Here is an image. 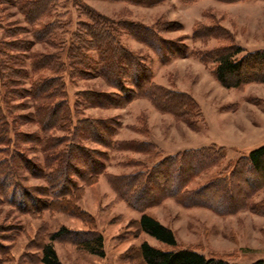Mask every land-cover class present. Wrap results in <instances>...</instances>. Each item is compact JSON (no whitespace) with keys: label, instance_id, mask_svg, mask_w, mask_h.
Returning a JSON list of instances; mask_svg holds the SVG:
<instances>
[{"label":"rangeland","instance_id":"rangeland-1","mask_svg":"<svg viewBox=\"0 0 264 264\" xmlns=\"http://www.w3.org/2000/svg\"><path fill=\"white\" fill-rule=\"evenodd\" d=\"M155 1L67 0L59 9L71 21L72 33L81 30L80 24L91 25L87 10H77L80 5L111 25L115 41L128 58L121 60L118 70L124 91L108 87L93 47L86 44L84 53L88 58L78 68L81 72L68 68V60L63 53L58 54L67 67L60 77L73 118L70 128L55 131L54 136L71 139L73 129L79 127L77 121L87 120V131L92 123L96 125L105 146L90 140L80 141V145L100 164L99 175L96 185L88 188L75 173H69L75 186L83 187L74 199L73 209L42 207L29 216L0 204V246L8 253L3 264H42L41 248L51 242L52 234L83 227L103 236L104 256L77 248L70 240L71 234L51 242L61 264H144L139 253L141 243L170 248L137 230L141 213L130 209L118 191L129 187L128 196L135 195L133 192L145 183L153 188L154 202L139 209L172 232L174 248L191 249L229 264H253L258 260L264 264V185L256 188L255 173L242 167L244 157L264 144V82L224 87L215 77L216 63L210 60L219 52L238 50L235 60L250 53H264V0ZM1 16L11 23H23L16 6L2 11L0 5ZM85 39L86 43L90 40L87 36ZM34 50L55 51L39 45ZM74 57L70 63L78 67L79 58ZM136 64L143 69L130 73ZM44 75L37 73L32 79ZM137 78L147 83L144 91L131 87ZM25 87L29 89L30 80ZM155 93L170 96L168 110L159 109L164 102L159 103ZM94 94L101 96L98 99ZM108 94L110 97H104ZM143 96H153L154 101ZM24 102L28 108L8 112V122L33 113L29 98H11L10 104ZM15 127L23 135L38 129L19 119ZM19 146L26 148L23 154L29 161L18 169L20 185L33 191L36 199L50 201L52 188L42 177L31 176L26 166H45L40 147L31 141ZM203 154L201 169L179 180L178 167H193L194 161L200 166ZM74 158L78 169L87 166L88 160L80 155ZM170 158L174 160L166 168ZM149 173L151 177L144 182ZM163 176L169 184L173 180L177 184L185 182L177 196L165 193L169 188ZM212 184L217 188L212 189ZM204 187L208 194L201 192ZM149 191H144V196ZM199 196L203 205L193 204ZM29 206L33 209L32 204Z\"/></svg>","mask_w":264,"mask_h":264},{"label":"trees","instance_id":"trees-1","mask_svg":"<svg viewBox=\"0 0 264 264\" xmlns=\"http://www.w3.org/2000/svg\"><path fill=\"white\" fill-rule=\"evenodd\" d=\"M67 0H0V5L3 10H8V7H17V11L21 14L23 23L15 20L14 23L7 21V17L0 18V204H5L13 209H17L23 214L33 215L35 209L45 207L46 209H53L55 205L63 207L69 206L74 208L73 202L77 195L81 193L83 187L75 186L74 181L71 180L70 175L75 173L81 179L84 185L92 187L96 185L97 177L99 175L100 164L95 160L93 154L80 145V141H92L99 145L105 146L103 135H97V126L92 123L89 130H86L87 120L77 121L78 126L73 129L71 139L55 137V131L65 130L70 128L73 116L70 114V109L67 106L64 84L61 83V72H66V68L80 71L88 56L84 53L88 46L94 48L97 52V60L102 65L101 75L105 79L106 84L117 92L124 91V84L119 81L118 70L121 69V60L128 59L125 51L118 45L114 39V31L110 28L111 25L103 20L98 14L83 8L82 5L77 6V10L89 15L91 25L79 27L81 30L70 32L71 21L66 17L65 13L59 12V9L64 7ZM184 2H193L195 0H182ZM153 2H156L153 0ZM76 3H74L75 5ZM85 9V10H84ZM92 14H91V13ZM92 17L90 18V16ZM107 22V23H106ZM84 31L89 41L86 43V36L81 34ZM147 37L148 31H146ZM136 36V35H134ZM156 41V37L153 36ZM85 37V38H84ZM144 39H146L144 37ZM149 39V38H148ZM146 39L151 45H155L151 39ZM75 40L77 44H75ZM85 40V41H84ZM39 45L43 49L53 48L55 51L50 53L34 50V47ZM236 52H219L210 57V60L216 63L215 77L217 81L224 87L237 88L241 85L250 82H264V53H250L239 60L233 58ZM63 53L68 60V65H64L60 60L59 55ZM78 57L76 64L78 67L70 63L71 58ZM73 56V57H71ZM75 58V57H74ZM132 58V57H131ZM72 62V61H71ZM134 62V61H133ZM133 66V65H132ZM66 67V68H65ZM128 68V67H127ZM130 69V67H129ZM143 69V68H142ZM140 66L132 67V71L142 70ZM50 75H44V73ZM43 74L45 77L39 79H32L35 74ZM46 74V73H45ZM48 76V77H47ZM138 76V75H137ZM30 87L26 89V84ZM146 82L135 79L131 87L137 91L138 89L144 91ZM116 93V92H115ZM145 95L144 92L141 93ZM155 94L157 96H155ZM155 98L159 99V103L164 102L161 110H168L166 103L170 101V96H158L155 93ZM98 99L101 94H94ZM111 94L104 95L110 97ZM88 96V95H87ZM25 97L32 102L33 113L31 115H18L8 122L6 117L8 112H15L20 109L28 108L27 104L18 103L10 104L11 98ZM154 101L152 97L143 96ZM165 98V99H164ZM172 99V97H171ZM22 120L38 126L36 133L24 134L15 127L17 121ZM14 123V124H13ZM66 128V129H67ZM94 133L93 137L91 136ZM21 132V133H20ZM13 133V135H10ZM90 134V135H89ZM29 135V136H28ZM41 135V136H38ZM31 141L40 147V153L44 155V172L40 168H36L33 164L26 165L29 167L31 176L42 177L44 181L53 190L50 201H40L33 197V191L20 185L18 169L22 168L26 162H29L25 155L24 148L21 143ZM69 141V142H67ZM79 146H77V145ZM12 148V149H11ZM80 155L82 159L88 160L87 166H82V170L78 169L73 163L74 157ZM23 156V161L21 157ZM202 156V155H201ZM200 156V157H201ZM199 158V156H197ZM196 157V160H197ZM204 154L201 158L200 166L192 167H178L177 175L179 180H186L190 178V173L199 171L204 164ZM174 159H169L167 164ZM245 163L243 169L246 172H254L257 178L254 184L256 188L264 185V145L250 151L244 157ZM24 162V164L22 163ZM50 170V171H49ZM71 174L69 175V173ZM195 173V172H194ZM73 174V175H75ZM196 174V173H195ZM164 175V173L162 174ZM233 175V173H232ZM167 176V175H164ZM164 179L167 180L166 177ZM137 182V176H134ZM151 177V173L144 178L146 182ZM131 177L130 180H132ZM135 178L132 180L135 185ZM184 178V179H183ZM19 179V180H18ZM129 184L131 185L130 182ZM168 181V180H167ZM172 181V180H170ZM169 184V191L165 193L169 197L178 195L177 191L185 185L182 181ZM217 184V183H216ZM176 185V187H175ZM209 186V185H208ZM212 189L217 187L213 184ZM159 187V186H158ZM145 184L138 187L134 194L129 195V187L124 191L119 190L118 196L124 200L130 209L136 208L141 216L137 222V230L148 235L149 237L169 247L168 250L159 249L149 245L147 242L141 243L139 246L140 258L144 264H229L226 261L214 258H206L204 255L191 249H176V242L172 232L161 225L157 220L148 214L144 213L142 209L154 202L153 188ZM150 190L149 195L144 196V191ZM206 187L201 189L203 194ZM201 192L199 194H201ZM131 201H130V200ZM193 204L203 205L200 196L192 200ZM32 204L33 209L29 206ZM139 206V207H135ZM72 218V217H71ZM76 231H67L64 229L51 235V242L65 237L71 236V242L79 249H82L90 254L97 256H104L103 236L94 231L93 228H78ZM48 243L42 246V257L40 263L42 264H61L53 249L52 244ZM8 254V253H7ZM3 248L0 246V264L6 262L8 256ZM6 258V259H5ZM253 264H263L262 260H258Z\"/></svg>","mask_w":264,"mask_h":264},{"label":"crops","instance_id":"crops-1","mask_svg":"<svg viewBox=\"0 0 264 264\" xmlns=\"http://www.w3.org/2000/svg\"><path fill=\"white\" fill-rule=\"evenodd\" d=\"M264 145V144H263Z\"/></svg>","mask_w":264,"mask_h":264}]
</instances>
